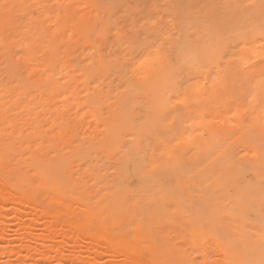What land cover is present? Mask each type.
Masks as SVG:
<instances>
[{
	"label": "bare ground",
	"instance_id": "obj_1",
	"mask_svg": "<svg viewBox=\"0 0 264 264\" xmlns=\"http://www.w3.org/2000/svg\"><path fill=\"white\" fill-rule=\"evenodd\" d=\"M6 1L0 196L125 263L264 264V0Z\"/></svg>",
	"mask_w": 264,
	"mask_h": 264
},
{
	"label": "rangeland",
	"instance_id": "obj_2",
	"mask_svg": "<svg viewBox=\"0 0 264 264\" xmlns=\"http://www.w3.org/2000/svg\"><path fill=\"white\" fill-rule=\"evenodd\" d=\"M57 1L59 0H45V3L47 6H50V9H56L59 6ZM62 1L63 0H61V4H66L65 0ZM2 3L3 7L5 6V8H7L6 5L9 4V1L1 0L0 4ZM74 5L79 7L80 13L88 10L86 8L87 5L85 6L81 2H74ZM0 11L2 12L0 13L1 17V15H3L1 8ZM88 45V43H79L78 46L74 44L73 46L76 48L75 53H71V55L77 54V59L80 58V61L85 60L84 56H80V51L83 47H88ZM5 49V47H0L1 52H4ZM0 60H2V57H0ZM262 64H264V61L258 59V65L261 66ZM51 101L55 103L56 99L52 98ZM25 112L26 111L21 110L17 111V114L23 115ZM70 114L72 115V113ZM74 116L75 115H72V118L75 122ZM45 122L46 124L49 123L48 126L50 125V119ZM48 126L46 125V127ZM83 128L85 129V127ZM80 132L82 131L80 130ZM2 183L0 179V187ZM17 201L18 196H13L9 199L0 196V264H89L88 261L90 260L92 261H90V264H129L125 263L127 260L124 259L125 257L123 258L124 255H122L120 250L118 252L116 248H113L114 250L111 248H102L103 239L98 237L102 239V244L99 245L100 242L97 241L98 239L96 237L93 238L94 240H91L87 235H84V229L77 230L78 233H72L73 236H71V234L69 235L73 229L69 231L72 227L67 218L69 219L70 217L68 215L78 208H66L65 211H63L65 212L63 215L60 213L57 214V218L53 216L48 219L47 216L43 214L44 211L40 206L33 209V211L25 204L19 205ZM3 220L4 222H2ZM72 225L74 228L75 224ZM65 230H68V233L64 232ZM79 231H82V233ZM84 232L86 234L85 230ZM105 243L103 245L108 246V243H106V245ZM96 245L98 247H95ZM182 246L188 249L191 260L196 264H202L204 261L202 259L204 258L215 262L222 257L221 250L219 251V248H216V245L212 242H208L207 247H210L208 249L210 253L205 256L202 255L203 253H201V251L199 252V250L196 251L192 249L186 243H182ZM60 248L61 250H59ZM96 248H100L101 250H96ZM46 249L48 251H46ZM11 250H14V252ZM18 251H21L19 255ZM200 255L202 257H200ZM128 261L130 262V260ZM130 263L132 264L133 262Z\"/></svg>",
	"mask_w": 264,
	"mask_h": 264
}]
</instances>
